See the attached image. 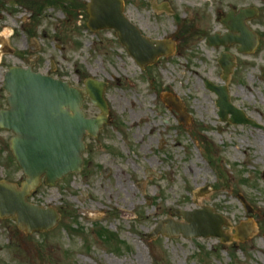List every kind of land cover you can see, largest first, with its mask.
<instances>
[{
    "label": "rangeland",
    "instance_id": "rangeland-1",
    "mask_svg": "<svg viewBox=\"0 0 264 264\" xmlns=\"http://www.w3.org/2000/svg\"><path fill=\"white\" fill-rule=\"evenodd\" d=\"M151 1L166 4L168 13L152 12L148 0H124L125 16L146 37L170 39L180 33L182 21L194 28L185 43L177 44L178 54L144 73L112 32L86 29L83 12L66 16L51 8L37 16L14 0H0V38L17 54L0 58V110L5 108L1 86L8 68L27 64L46 74L53 64L54 78L79 89L86 76L107 82L112 118L96 140L85 139L80 173L64 177L54 188L42 183L28 198L58 211L52 232L28 236L11 220L0 219V264H264V60L237 55L227 85L233 106L263 131L220 123L216 98L204 87L206 80L223 84L220 51L206 47L204 38L219 28L214 11H224L233 0ZM258 5L264 9L262 2ZM259 21L264 32V16ZM31 43L35 63L26 53ZM167 93L183 103L189 115L185 128L162 103L160 95ZM83 107L88 118L98 113L87 101ZM11 136L0 130V180L19 185L23 176L9 152ZM201 189L208 192L195 197ZM238 196L253 214L243 210ZM202 207L223 217L229 225L222 228L226 234L233 236L245 222L252 223L255 234L246 242L234 239L235 246L215 238H147L177 210Z\"/></svg>",
    "mask_w": 264,
    "mask_h": 264
},
{
    "label": "water",
    "instance_id": "water-1",
    "mask_svg": "<svg viewBox=\"0 0 264 264\" xmlns=\"http://www.w3.org/2000/svg\"><path fill=\"white\" fill-rule=\"evenodd\" d=\"M86 6L89 17L87 28L93 31L114 30L121 46L127 49L129 56L140 68L144 69L154 64L159 57L172 54L175 40L164 42L142 37L137 27L123 15L124 5L121 0H90ZM242 20L241 15L231 21V26L226 25L231 33H240L239 37L226 35L218 43L223 46L230 42L240 44V51L248 53L254 44L253 37ZM219 63L226 81L232 64L227 61V57ZM4 77L3 89L8 93V108L0 111V129L13 133L9 148L25 179L20 188L0 182V217L11 218L17 228L28 235L48 232L59 220L58 214L50 209L30 205L26 198L36 190L42 178L48 186L54 187L65 176L80 171L83 164L81 157L85 152L83 138L86 135L96 138L102 126L108 122L105 117L108 107L103 95L106 84L88 80L85 83L86 90L79 91L61 80L36 75L29 69L17 67L9 69ZM207 87L217 97L220 121H225L230 114L229 122L234 125L259 128L229 103L227 89L213 87L209 83ZM85 96L101 112V116L95 120L83 117L81 106ZM172 107L183 118L181 106ZM244 207L245 211L253 212L246 204ZM175 215L180 216L185 224L168 218L157 224L149 238L156 239L158 235L166 238H178L181 235L184 239L213 237L223 244L230 243L234 238L244 242L254 235L251 223L236 227L233 237L224 234L222 227L228 226L227 223L207 208L200 212H177Z\"/></svg>",
    "mask_w": 264,
    "mask_h": 264
},
{
    "label": "flooded vegetation",
    "instance_id": "flooded-vegetation-1",
    "mask_svg": "<svg viewBox=\"0 0 264 264\" xmlns=\"http://www.w3.org/2000/svg\"><path fill=\"white\" fill-rule=\"evenodd\" d=\"M14 2H15L14 4L20 5L21 0H14ZM259 2H262L263 6H264V0H233L232 5L228 4L227 8L224 11H222L220 9L215 10L214 11L215 13L213 15V20L219 24V28L215 29L212 32L207 33V35L205 36V39H204V45H206V47H208V45L206 43V39L209 36L215 35L219 39L225 37V35L228 34V32L226 30V25L231 26V21L235 20L236 18H239L238 15H240L241 11L248 10V11H250V13H248V14L246 13V15H243V20L245 19V21H247L245 23L248 26V28L250 29V31L253 32V35L256 38L255 43H257V44H256V49L254 50V52L252 54L246 55V56L242 55V56L245 58H248L249 56L255 57L257 55H259V56L261 55V58L264 60V32H261L259 30V27H258V23L260 22L259 20L264 16V9L258 5ZM0 5H1V3H0ZM1 6H3V5H1ZM259 24L262 25V23H259ZM27 33L30 34V31H27ZM176 38H177L178 42H180V38L177 36H176ZM0 45H1L0 46V58L1 59L3 58V56H7V55L14 56V54L17 55L16 50L9 48V46H7V44H5L4 40H0ZM238 49H239L238 45L237 46L236 45H230L226 48H219L218 49L220 51L219 56H221V54H224L226 52L235 55L238 53ZM215 50H213V51H215ZM26 53L30 54V55L36 54V50L34 49V46L32 43H31V45L27 46ZM174 54H178V52L175 51ZM37 58H38V55H32L31 56L32 63L37 62ZM234 61H235V66H236L238 60L236 58H234ZM26 67H30L32 69L31 65L26 64ZM263 68L264 67L261 68L260 73L262 72ZM34 71L37 73V72H39V69L34 70ZM52 71L54 72V65L53 64H51L50 70H48V72L45 75H47V76L50 75V76L54 77L52 75ZM260 76H261V74H260ZM84 82H85V79L80 84L81 85L80 89L84 88V85H85Z\"/></svg>",
    "mask_w": 264,
    "mask_h": 264
},
{
    "label": "trees",
    "instance_id": "trees-1",
    "mask_svg": "<svg viewBox=\"0 0 264 264\" xmlns=\"http://www.w3.org/2000/svg\"><path fill=\"white\" fill-rule=\"evenodd\" d=\"M46 1V2H45ZM44 2L47 3H53L52 0H45Z\"/></svg>",
    "mask_w": 264,
    "mask_h": 264
}]
</instances>
